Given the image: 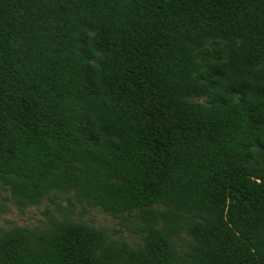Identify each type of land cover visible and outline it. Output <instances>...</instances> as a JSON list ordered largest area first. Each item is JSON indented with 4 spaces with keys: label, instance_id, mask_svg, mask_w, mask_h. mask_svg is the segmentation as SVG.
Wrapping results in <instances>:
<instances>
[{
    "label": "trees",
    "instance_id": "16d2710c",
    "mask_svg": "<svg viewBox=\"0 0 264 264\" xmlns=\"http://www.w3.org/2000/svg\"><path fill=\"white\" fill-rule=\"evenodd\" d=\"M0 191L142 220L16 228L0 264H264V0H0Z\"/></svg>",
    "mask_w": 264,
    "mask_h": 264
},
{
    "label": "rangeland",
    "instance_id": "374dc122",
    "mask_svg": "<svg viewBox=\"0 0 264 264\" xmlns=\"http://www.w3.org/2000/svg\"><path fill=\"white\" fill-rule=\"evenodd\" d=\"M190 100L199 104L207 103L205 95ZM0 202L6 209V213L0 215V236L16 228L29 233H42L50 230L55 223L65 221L100 231L110 241L124 244L132 250L142 246L141 219L127 215L113 217L98 208L90 207L73 192H54L39 205L20 209L9 193L0 191ZM174 243L182 255L189 252L193 242L188 236V225H184Z\"/></svg>",
    "mask_w": 264,
    "mask_h": 264
}]
</instances>
